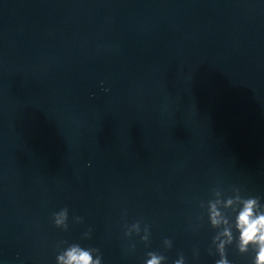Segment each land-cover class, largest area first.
<instances>
[{
	"label": "water",
	"instance_id": "water-1",
	"mask_svg": "<svg viewBox=\"0 0 264 264\" xmlns=\"http://www.w3.org/2000/svg\"><path fill=\"white\" fill-rule=\"evenodd\" d=\"M247 199L264 0H0V264H255Z\"/></svg>",
	"mask_w": 264,
	"mask_h": 264
},
{
	"label": "clouds",
	"instance_id": "clouds-1",
	"mask_svg": "<svg viewBox=\"0 0 264 264\" xmlns=\"http://www.w3.org/2000/svg\"><path fill=\"white\" fill-rule=\"evenodd\" d=\"M257 206L256 199L244 201V206L237 217V228L239 230L240 250L247 251L249 245L257 246L255 264H264V213L257 214ZM67 215L68 209H62L54 221L55 226L63 225L67 230L68 225L64 223ZM217 215L218 213L213 210V224L219 223L216 219ZM92 251H99V249H84L79 245H73L57 259L59 264H101L100 257L93 259ZM149 255L152 258L147 261V264H160V260L163 259L162 256H156L152 253ZM175 264H182V261H176ZM216 264H229V262L226 259H221Z\"/></svg>",
	"mask_w": 264,
	"mask_h": 264
}]
</instances>
